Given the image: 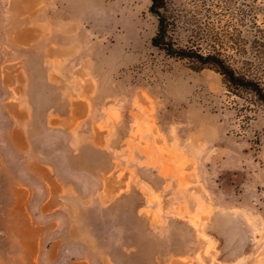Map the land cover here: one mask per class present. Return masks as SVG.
Masks as SVG:
<instances>
[{
	"label": "rangeland",
	"instance_id": "rangeland-1",
	"mask_svg": "<svg viewBox=\"0 0 264 264\" xmlns=\"http://www.w3.org/2000/svg\"><path fill=\"white\" fill-rule=\"evenodd\" d=\"M150 6L0 0V264H264V107L153 47Z\"/></svg>",
	"mask_w": 264,
	"mask_h": 264
},
{
	"label": "trees",
	"instance_id": "trees-1",
	"mask_svg": "<svg viewBox=\"0 0 264 264\" xmlns=\"http://www.w3.org/2000/svg\"><path fill=\"white\" fill-rule=\"evenodd\" d=\"M257 1L254 0L248 13L243 8L234 9V0L225 2L224 10L233 11L230 13L240 17V23L232 27V33H227L224 43L216 28L209 24L192 26L179 11H169L166 0H151L150 12L158 20L151 44L169 57L215 70L229 88L252 94L264 107V18L258 22V15L264 7ZM207 12L209 19L211 13ZM247 19L249 24H243ZM183 33L188 35L186 45L181 43ZM223 51H230L231 55H225Z\"/></svg>",
	"mask_w": 264,
	"mask_h": 264
}]
</instances>
